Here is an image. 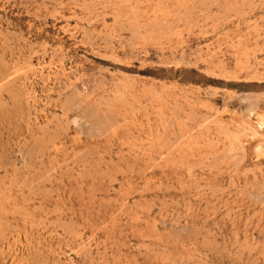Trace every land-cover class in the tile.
I'll use <instances>...</instances> for the list:
<instances>
[{"label":"rangeland","instance_id":"1","mask_svg":"<svg viewBox=\"0 0 264 264\" xmlns=\"http://www.w3.org/2000/svg\"><path fill=\"white\" fill-rule=\"evenodd\" d=\"M0 264H264V0H0Z\"/></svg>","mask_w":264,"mask_h":264},{"label":"bare ground","instance_id":"2","mask_svg":"<svg viewBox=\"0 0 264 264\" xmlns=\"http://www.w3.org/2000/svg\"><path fill=\"white\" fill-rule=\"evenodd\" d=\"M258 149V148H257Z\"/></svg>","mask_w":264,"mask_h":264}]
</instances>
